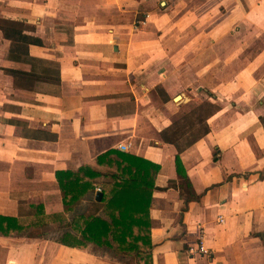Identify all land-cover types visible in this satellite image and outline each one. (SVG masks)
<instances>
[{"label": "crops", "instance_id": "0c3cea01", "mask_svg": "<svg viewBox=\"0 0 264 264\" xmlns=\"http://www.w3.org/2000/svg\"><path fill=\"white\" fill-rule=\"evenodd\" d=\"M1 20L37 41L12 60L0 27V215L21 228L0 233V264H126L62 241L112 178L66 205L57 173L114 171L112 149L160 166L152 264H264V0H0ZM201 103L216 109L184 176L162 133Z\"/></svg>", "mask_w": 264, "mask_h": 264}, {"label": "trees", "instance_id": "16d2710c", "mask_svg": "<svg viewBox=\"0 0 264 264\" xmlns=\"http://www.w3.org/2000/svg\"><path fill=\"white\" fill-rule=\"evenodd\" d=\"M0 27L4 36L12 42L8 58L26 62L36 61L30 57L28 49L37 40L24 34V28L27 25L12 20H1ZM63 41L69 42L71 40L68 38L60 39V42ZM215 109L216 107L212 105L201 103L192 113L183 116L174 122L171 129L162 133L164 140L176 144L178 148L176 166L178 173L181 175L186 176L180 153L185 146L191 145L209 131L206 119ZM191 118L198 119V122H205L204 129L194 139L183 144L180 139H183L186 132L181 130V127L187 125L183 122H187ZM193 123L192 121L190 125H193ZM105 158H109L112 164L117 165V171L110 170L103 174L87 166L77 172L60 171L57 173L58 183L66 205L67 203L75 204L77 200L83 197L85 192L89 189H95L94 182L86 178H95L102 175L112 178V181L105 182L103 188H101V198L96 199L98 207L95 210L96 212L100 211V203H105L102 208L103 214L92 212L88 215H77L76 219L83 220L80 224L81 237L78 238L70 234L68 237L62 238V241L69 242L71 246L76 247H84L85 242L91 241L98 246L112 249L116 255L121 256L126 264H152L149 207L155 186L154 178L160 166L141 157L115 149L102 154L99 161L101 162ZM19 228L17 218L0 215L1 234H13Z\"/></svg>", "mask_w": 264, "mask_h": 264}, {"label": "rangeland", "instance_id": "374dc122", "mask_svg": "<svg viewBox=\"0 0 264 264\" xmlns=\"http://www.w3.org/2000/svg\"><path fill=\"white\" fill-rule=\"evenodd\" d=\"M197 120L198 119L191 118L187 122L186 121L183 122V124L187 123V125H183L181 127L182 128L181 130L186 132V135L183 136V141H182L183 144H186V142H188L189 140L194 139L198 134H200L203 131L205 122L203 121L198 122ZM190 121L194 122L193 125H190L191 123Z\"/></svg>", "mask_w": 264, "mask_h": 264}, {"label": "built area", "instance_id": "2783aa9c", "mask_svg": "<svg viewBox=\"0 0 264 264\" xmlns=\"http://www.w3.org/2000/svg\"><path fill=\"white\" fill-rule=\"evenodd\" d=\"M120 148L122 150H126L127 146L121 145ZM98 191H101V188H97ZM189 252L191 254H197V253H207L208 249L204 246L203 240L201 239L196 247H191L189 249Z\"/></svg>", "mask_w": 264, "mask_h": 264}, {"label": "water", "instance_id": "95a60500", "mask_svg": "<svg viewBox=\"0 0 264 264\" xmlns=\"http://www.w3.org/2000/svg\"><path fill=\"white\" fill-rule=\"evenodd\" d=\"M101 194H102L101 192H99V193H98V198H100V197H101Z\"/></svg>", "mask_w": 264, "mask_h": 264}]
</instances>
